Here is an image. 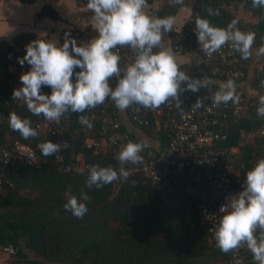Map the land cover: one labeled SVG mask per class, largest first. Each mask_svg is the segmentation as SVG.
Here are the masks:
<instances>
[{"label":"trees","instance_id":"obj_1","mask_svg":"<svg viewBox=\"0 0 264 264\" xmlns=\"http://www.w3.org/2000/svg\"><path fill=\"white\" fill-rule=\"evenodd\" d=\"M81 2L87 3V0ZM198 2H202V7L196 19L206 18L213 26L221 28H227L232 19L240 22L234 16L236 10L250 12L257 21L235 28L253 33V43L264 46V8L253 7L252 0H196L194 3ZM178 6L173 0H164L155 16H172ZM184 26L185 23L181 30L168 32L171 47L178 46L180 54L197 47L195 24L188 31ZM27 36L30 34L18 36L12 46L0 40L2 54L7 55L15 46L23 44ZM241 59L247 63L248 58ZM15 79L12 77L8 82L5 77L0 78V145L6 135L11 141L25 143L34 150L38 163L32 166L15 163L6 171L13 188L0 192V244H12L16 253L3 264H41L42 261L49 264H196L203 257L212 264L225 261L227 253L206 244L204 228H190L186 224L185 215L192 199L180 191L174 190L164 206L158 192L147 183L129 185L114 181L102 188H89L86 179L91 166L99 164L119 171L110 152L98 154L84 150L78 139L72 148L82 151L88 169L62 174L46 168L52 155L44 156L37 145L54 142L55 138L48 131L35 128L42 115H33L22 100L12 99L10 87ZM251 85L257 90L253 81ZM42 89L45 93L49 90L48 87ZM12 108L21 118L31 120L37 137L24 139L9 127L8 114ZM84 115L85 111H69L62 118L77 126L79 117ZM98 124V121L91 123L90 138H96ZM257 124L254 112L246 110L223 130L226 139L220 144L236 147L246 158L254 148L243 140ZM160 139L164 141L162 134ZM82 193L90 197L89 201H82L87 204L88 212L83 218H76L65 210L64 204L69 194L82 200Z\"/></svg>","mask_w":264,"mask_h":264},{"label":"clouds","instance_id":"obj_2","mask_svg":"<svg viewBox=\"0 0 264 264\" xmlns=\"http://www.w3.org/2000/svg\"><path fill=\"white\" fill-rule=\"evenodd\" d=\"M173 2L182 4L183 0ZM252 4L264 8V0H252ZM146 5L147 0H87V9L94 14L96 35L82 45L74 40L71 44L65 41L58 45L44 38L30 42L19 63L23 66L27 62L31 67L21 74V87L14 89L12 99L22 100L33 115L59 123L65 113H82L103 104L106 98H111L121 111L134 104L154 109L170 98L179 105L182 83H186L184 90L192 92L207 88L208 81L190 78L181 71L165 46L163 34L173 30L175 19L171 16L153 18L144 11ZM236 24L234 19L227 28H221L198 17L195 33L202 51L210 56L230 42L234 50L247 59L255 37L253 33L236 29ZM118 46H127L135 53L134 61L124 69L119 67L120 56L113 51ZM261 51L264 52V48ZM77 68L80 71H76ZM113 77L117 78L114 88L109 83ZM44 87L51 89L50 94L41 92ZM208 98L215 104L237 102L235 82L229 79L220 84L219 90ZM201 104L198 99L196 105ZM257 115L264 117V95L259 97ZM79 121L92 126L85 116H80ZM8 123L24 139L38 136L31 120L15 112L9 113ZM147 146L146 141L127 142L116 156L121 165L119 173L112 167L93 165L88 170L87 186L102 188L114 181L126 180L129 173L123 166L142 163L141 152ZM37 147L44 156L61 151V143L52 141L39 143ZM81 196L82 200H78L69 194L64 204L65 210L76 218H83L88 212L87 204L82 201H89L90 197L87 193ZM219 211L223 215L215 227L216 246L228 253L246 244L255 264H264V158L247 170L242 191Z\"/></svg>","mask_w":264,"mask_h":264},{"label":"built area","instance_id":"obj_3","mask_svg":"<svg viewBox=\"0 0 264 264\" xmlns=\"http://www.w3.org/2000/svg\"><path fill=\"white\" fill-rule=\"evenodd\" d=\"M201 7L202 2L192 4L183 22L185 30H190L191 25L195 24ZM242 24L237 21L236 27ZM95 35L96 33L71 29L60 32L58 41L60 45L65 41L71 44L73 40L77 45H82ZM38 38L41 37L27 36L23 44L15 46L7 55L2 54L0 47V78L5 77L10 82L12 77L20 79L22 73L30 70L31 66L27 62L21 66L19 59L25 55L26 46ZM180 50L176 45L172 47L174 54H180ZM113 51L120 56L121 69L134 61L135 53L127 46H118ZM240 56L230 42L210 56L202 51L197 66L189 63L178 66L190 78L208 81L207 88L192 92L184 90L186 83H182V90L178 92L179 105L175 99L170 98L158 108L134 104L124 110L128 120L136 128L157 141L155 146H147L141 152L142 163L123 166L128 173H135V176L128 175L126 180L115 182H127L129 185L150 184L158 192L164 206L174 190L188 196L192 199V205L186 211L185 222L190 228H204L205 242L213 249H219L214 238L215 227L223 215L219 208L242 191L247 170L264 158V117L257 115L260 96H248L241 89L240 82L245 77L247 68ZM76 71L80 69L77 68ZM229 79L235 82L239 100L228 104L213 103L208 97L213 96L220 84ZM251 79L257 89L264 86V57L261 62L254 63ZM116 82L115 77L109 81L113 88ZM198 99L202 101L199 107L196 105ZM246 110L254 112L258 124L245 134L243 142H249L254 149L243 158L236 147H226L220 143L226 139L223 130L236 122ZM9 112L16 113V110L12 108ZM84 116L90 123L98 121L96 138L88 136L87 125L79 122V125L74 126L62 117L56 123L42 116V120L35 124V128L48 131L55 138L54 143H61V151L51 156L46 168L62 174H74L88 169L89 164L82 151H73L72 148L75 141L80 139L84 150L98 154L110 152L120 169L121 165L116 159L120 148L129 141H142L124 128L111 98H106L103 104L95 108L86 109ZM160 134L164 136L163 142ZM157 162L161 163V168L156 167ZM15 163L32 166L38 163V158L29 145L11 141L6 135L0 145V192L13 188L6 177V171ZM15 253L16 248L12 244H0V264L10 261ZM220 264H255V261L246 244H242L228 252L225 261Z\"/></svg>","mask_w":264,"mask_h":264},{"label":"crops","instance_id":"obj_4","mask_svg":"<svg viewBox=\"0 0 264 264\" xmlns=\"http://www.w3.org/2000/svg\"><path fill=\"white\" fill-rule=\"evenodd\" d=\"M195 1L196 0H183V3L179 4L176 12L171 16L175 19L174 31L181 28ZM163 2L164 0H153L146 5L144 11L153 18H158L155 16V12ZM37 13L39 14L37 15ZM54 14L55 16H53ZM93 15L94 14L87 9V3L81 2L80 0H0V40L12 46L15 44L14 40H17L18 36L30 34L53 40L60 45L58 36L62 31L77 29L87 33H96ZM234 16L242 23L249 25L257 21L254 15L243 9L236 10ZM162 38L165 46L172 52L168 33H164ZM262 48H264L263 45L252 44L250 55L246 63V75L240 82L241 89L248 96L257 95V90L251 85V73L254 63L264 57L261 51ZM201 52L202 49L197 40V47L194 50L181 54H174L172 52V54L177 64L189 63L197 66ZM20 87V80L17 78L10 87V94L12 95L14 89ZM41 92L50 94L51 89L49 88L47 93L41 89ZM115 108L120 115V120L124 128L130 131L136 138L148 142L149 138L147 135L128 120L125 111L119 110L116 106ZM40 130L45 129L42 128ZM151 140L152 141L149 143L155 146L157 139L151 137Z\"/></svg>","mask_w":264,"mask_h":264},{"label":"rangeland","instance_id":"obj_5","mask_svg":"<svg viewBox=\"0 0 264 264\" xmlns=\"http://www.w3.org/2000/svg\"><path fill=\"white\" fill-rule=\"evenodd\" d=\"M263 54H264V52H263ZM256 94L259 96L264 95V86L262 88H258ZM145 135H147V137L149 138L147 144L151 145L149 142L152 141L151 140L152 136H149L148 134H145ZM30 256H32V255L30 254ZM41 264H49V263L42 261ZM196 264H212V262L209 259L203 257V258L199 259Z\"/></svg>","mask_w":264,"mask_h":264},{"label":"water","instance_id":"obj_6","mask_svg":"<svg viewBox=\"0 0 264 264\" xmlns=\"http://www.w3.org/2000/svg\"><path fill=\"white\" fill-rule=\"evenodd\" d=\"M156 167L161 168V163L157 162Z\"/></svg>","mask_w":264,"mask_h":264}]
</instances>
